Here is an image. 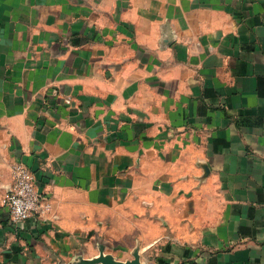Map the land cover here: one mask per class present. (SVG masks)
<instances>
[{"label": "crops", "instance_id": "obj_1", "mask_svg": "<svg viewBox=\"0 0 264 264\" xmlns=\"http://www.w3.org/2000/svg\"><path fill=\"white\" fill-rule=\"evenodd\" d=\"M101 256L264 264V0H0V264Z\"/></svg>", "mask_w": 264, "mask_h": 264}, {"label": "built area", "instance_id": "obj_2", "mask_svg": "<svg viewBox=\"0 0 264 264\" xmlns=\"http://www.w3.org/2000/svg\"><path fill=\"white\" fill-rule=\"evenodd\" d=\"M12 174L13 183L3 197L2 204L8 210L11 223L19 226L40 209L44 197L37 190L34 174L27 166L15 163Z\"/></svg>", "mask_w": 264, "mask_h": 264}, {"label": "water", "instance_id": "obj_3", "mask_svg": "<svg viewBox=\"0 0 264 264\" xmlns=\"http://www.w3.org/2000/svg\"><path fill=\"white\" fill-rule=\"evenodd\" d=\"M79 259V256L76 257V260ZM72 261L71 263L72 264H78L77 261ZM96 261H101L102 264H141L138 262V260H134L132 262H127V263H121V262H118V261H115L112 257L110 256H101L99 257L98 259H96Z\"/></svg>", "mask_w": 264, "mask_h": 264}, {"label": "trees", "instance_id": "obj_4", "mask_svg": "<svg viewBox=\"0 0 264 264\" xmlns=\"http://www.w3.org/2000/svg\"><path fill=\"white\" fill-rule=\"evenodd\" d=\"M161 262V261H160Z\"/></svg>", "mask_w": 264, "mask_h": 264}]
</instances>
